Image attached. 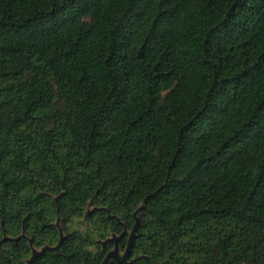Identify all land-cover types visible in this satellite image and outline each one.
I'll list each match as a JSON object with an SVG mask.
<instances>
[{"label":"trees","instance_id":"obj_1","mask_svg":"<svg viewBox=\"0 0 264 264\" xmlns=\"http://www.w3.org/2000/svg\"><path fill=\"white\" fill-rule=\"evenodd\" d=\"M137 218L108 264H264V0H0V264Z\"/></svg>","mask_w":264,"mask_h":264},{"label":"water","instance_id":"obj_2","mask_svg":"<svg viewBox=\"0 0 264 264\" xmlns=\"http://www.w3.org/2000/svg\"><path fill=\"white\" fill-rule=\"evenodd\" d=\"M139 223H140V221H139V219L137 218L136 223H135V225H134V227H133V229H132V231H131V234H130V237H129V240H128V245H127V248H126V251H125V254L123 255V257L121 258V257L119 256V253H118V252H119L118 243H119V241L123 238L125 232L122 233V234L119 235V236H114L112 239H110L111 241L116 242V247H115L114 250H112V251H110V252L107 253V255H106V257H105V259H104V261H103L102 264H108V262H109V260H110L111 258H114V259L118 260V261L121 262V263H125V262L128 260V258H129V256H130V252H131L132 242H133V239H134V237H135V232H136V230H137V227H138ZM60 244H61V243H60ZM60 244H59L58 246H56L55 248H59ZM44 249H45V248H44ZM39 254H40V252H38L37 250H34V251H33V255H32V257H31V258L29 259V261H28V264H34V262H35V260H36V257H37Z\"/></svg>","mask_w":264,"mask_h":264},{"label":"flooded vegetation","instance_id":"obj_3","mask_svg":"<svg viewBox=\"0 0 264 264\" xmlns=\"http://www.w3.org/2000/svg\"><path fill=\"white\" fill-rule=\"evenodd\" d=\"M120 241H121V240H120ZM120 241H119V243H120ZM114 243H115V247H116V242H114ZM119 243H118V247H119ZM114 249H115V248H114ZM114 249H113V250H114ZM109 252H110V251H109ZM118 253H119V256H120V255H121V254H120V249H119V252H118ZM124 254H125V252H124L120 257L122 258ZM111 260H115V259H114V258H111V259L109 260V262H110ZM117 261H118V260H117ZM109 262H108V263H109ZM126 262H127V261H126ZM120 263H121V262H120Z\"/></svg>","mask_w":264,"mask_h":264},{"label":"rangeland","instance_id":"obj_4","mask_svg":"<svg viewBox=\"0 0 264 264\" xmlns=\"http://www.w3.org/2000/svg\"><path fill=\"white\" fill-rule=\"evenodd\" d=\"M123 253H124V251H123V252H122V251L120 252L121 255H122Z\"/></svg>","mask_w":264,"mask_h":264}]
</instances>
